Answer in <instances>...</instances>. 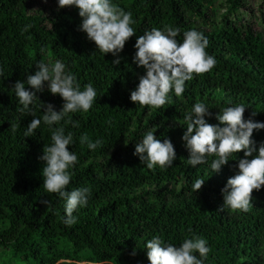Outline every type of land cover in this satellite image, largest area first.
<instances>
[{
    "label": "trees",
    "instance_id": "trees-1",
    "mask_svg": "<svg viewBox=\"0 0 264 264\" xmlns=\"http://www.w3.org/2000/svg\"><path fill=\"white\" fill-rule=\"evenodd\" d=\"M112 3L132 13L136 32L115 65L117 57L103 55L79 29L82 18L75 6L59 8L58 0H0V264H149L145 246L154 236L177 247L193 236L206 239L210 252L203 264H264V185L253 191L250 211L220 210L221 189L238 173L243 152L230 156L219 173H211L216 157L189 165L181 139L184 118L198 102L209 107V124L219 125V112L241 104L245 120L264 122V0ZM25 25L31 27L22 33ZM165 26L180 30L176 39L181 43L185 31L201 32L217 63L211 72L187 81L181 96L169 93L164 108L142 107L130 100L146 72L134 62V45L146 31ZM56 60L75 74L81 90L91 83L97 92L87 113L71 114L79 127L65 125V134L73 135L68 148L78 157L67 190H91L87 205L73 213L78 219L71 227L62 222L66 202L45 191L46 162L39 159L59 126L43 123L41 103L59 111L63 100L45 82L30 106L41 125L34 136L24 137L33 116L20 113L13 88L17 80L34 74L36 64ZM25 87L31 90L27 83ZM153 130L175 148L176 159L165 169L150 170L134 155L136 143ZM83 134L103 145L88 149L80 143ZM253 139L258 148L264 129L254 130ZM197 179L205 182L193 192Z\"/></svg>",
    "mask_w": 264,
    "mask_h": 264
},
{
    "label": "clouds",
    "instance_id": "clouds-1",
    "mask_svg": "<svg viewBox=\"0 0 264 264\" xmlns=\"http://www.w3.org/2000/svg\"><path fill=\"white\" fill-rule=\"evenodd\" d=\"M72 6L78 9V15L82 18L79 29L86 33L103 55L111 53L117 57L112 61L113 65L119 64L117 54L122 51L126 41L136 34L131 26L134 23L132 13L112 3V0H58L59 8ZM30 27L25 25L22 33ZM179 33L178 28L165 26L163 30L152 28L137 37L133 59L146 72L130 93L132 102L142 107L164 108L169 103V93L174 91L176 97L181 96L187 81L209 73L215 67L216 59L206 51L209 45L207 37L196 30H188L183 33L181 43L176 39ZM35 68L34 74L27 75L26 81L17 80L13 85L15 96L22 105L20 113L33 116L24 137L34 136L41 125V118L35 116L30 106L39 99L36 93L43 92L47 82L48 91L52 95L58 94L63 105L59 111L54 110L51 103L42 102L40 106L44 109L43 123L49 127L59 125L52 131L51 145L44 147L43 155L39 157L46 162L42 168L43 185L46 193L55 194L66 202L62 222L66 227H71L78 219L73 213L87 205L91 190L88 187L67 190L72 182L71 169L78 157L68 148L73 144V135L65 134V125L79 127V122L73 120L71 114L87 113L97 100V92L91 83L81 90L75 74L66 71L65 63L60 60L51 64L41 62ZM25 83L31 90L25 87ZM245 107L242 104L225 107L216 115L219 125H213L205 120V116L210 115L209 107L198 102L184 118L187 126L181 139L189 153V165L195 167L207 163V157L214 156L211 173H219L221 167L228 164L230 156H236L239 152L244 154V158L238 160V173L229 177L221 189V211L224 207L232 211H250L253 191H259L264 185V142L257 148L253 139L254 130L264 129V122L245 120ZM255 115L254 111L252 116ZM15 130L16 126H13ZM80 143L93 151L103 145L102 140L93 141L87 134L81 135ZM134 155L150 170L157 166L165 169L176 159L171 141L164 139L161 142L154 135V130L136 143ZM204 182V179H197L192 186L193 192L199 191ZM42 203L47 207L50 201L44 200ZM145 247L149 264H203V259L210 252L206 239L199 236L185 239L178 247L165 244L160 236H154L146 242ZM131 255H135V250Z\"/></svg>",
    "mask_w": 264,
    "mask_h": 264
},
{
    "label": "rangeland",
    "instance_id": "rangeland-1",
    "mask_svg": "<svg viewBox=\"0 0 264 264\" xmlns=\"http://www.w3.org/2000/svg\"><path fill=\"white\" fill-rule=\"evenodd\" d=\"M39 1L45 2V0H39ZM46 2H48V0H46ZM250 16H251L250 13H246V18H249Z\"/></svg>",
    "mask_w": 264,
    "mask_h": 264
}]
</instances>
